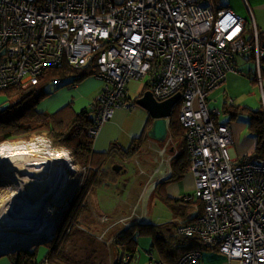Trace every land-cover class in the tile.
Listing matches in <instances>:
<instances>
[{
	"label": "built area",
	"instance_id": "built-area-1",
	"mask_svg": "<svg viewBox=\"0 0 264 264\" xmlns=\"http://www.w3.org/2000/svg\"><path fill=\"white\" fill-rule=\"evenodd\" d=\"M260 33L252 17L228 6L215 10L206 0H0V90L35 85L46 70L63 64L93 66L105 83L90 106L93 139L118 108H130L131 81L149 76L158 100L181 92L194 197L203 206L177 232L198 236L229 264H264V157L235 161L231 124L220 122L222 110L208 103L237 55L255 54L261 80ZM44 140L38 145L56 151L52 140ZM203 254L189 250L175 264H203Z\"/></svg>",
	"mask_w": 264,
	"mask_h": 264
},
{
	"label": "trees",
	"instance_id": "trees-1",
	"mask_svg": "<svg viewBox=\"0 0 264 264\" xmlns=\"http://www.w3.org/2000/svg\"><path fill=\"white\" fill-rule=\"evenodd\" d=\"M212 5L215 10L222 6L213 3ZM249 31L253 32L252 27L248 28ZM260 40L264 44L263 29H261ZM246 55L251 60H255L253 52ZM97 72L98 69H93L91 65L83 69H74L68 64H63L61 67H52L46 70L35 85L26 88L12 86L0 90V96L5 97L6 104H8L7 107H0V144L7 140L28 139L35 134L47 133L55 147H65L71 151L77 165L90 167L87 174L84 175L82 183L76 186L60 207L61 213L52 236L46 242H34L27 247L9 250L1 254L0 257H6L3 260H9L13 264H105L104 256L107 252L111 256V264H132L137 260L140 237H149L152 240V251L155 252V255L157 254L158 260L165 264H175L189 250L196 248L203 252L210 250L198 236L179 234L177 227L183 223L167 222L164 224L135 221L126 225L119 222L111 226L105 233V235L108 233L106 241L98 240L93 231L85 229L86 222H81V219L89 220L91 217L88 201L91 190L103 186L112 187L114 184L119 186L121 174L113 168L115 158L120 155L124 160H131L145 145L147 137L141 136L133 139L128 149H123L115 143L107 153L97 155L94 151V139L88 135V130L94 123L93 111L90 109L93 100L88 108H84L80 112H76L70 106L64 107L56 113L39 112L36 105L51 94L47 89L48 84L58 79L65 82L64 84H75L95 76ZM74 73L77 75L74 76ZM104 85L105 83L103 87ZM223 110L230 113L231 117L237 116L241 110L250 113L249 126L257 137V144L250 158L257 160L264 157V109L252 110L245 106H234L226 102ZM178 120L177 126L171 119V134L181 136L188 149L185 129L181 124L180 117ZM190 161L186 155H181L179 170L168 181L181 177L187 171ZM1 186L0 182V188ZM183 200L193 202L189 196H184ZM172 202L177 206L181 199ZM195 203H199V201L194 200L193 205ZM199 204L201 205L200 210H202L203 205ZM44 246L47 253L40 258V250ZM68 247H71V251L67 250ZM80 250L83 251L82 254H79ZM128 254L132 259L126 262L125 257Z\"/></svg>",
	"mask_w": 264,
	"mask_h": 264
},
{
	"label": "crops",
	"instance_id": "crops-1",
	"mask_svg": "<svg viewBox=\"0 0 264 264\" xmlns=\"http://www.w3.org/2000/svg\"><path fill=\"white\" fill-rule=\"evenodd\" d=\"M228 7L232 8L236 12L241 13L246 18L252 17L255 20L256 24L264 30V0H235V3H233L232 6ZM259 15H262L261 18L258 17ZM250 60L251 59L250 57H248V55H237L233 69L227 73L224 83L220 87L209 93V95L215 92H217L218 95L221 94L223 101L221 102L220 109L222 110V114L230 115V113H226L225 110H223L226 102L234 106H240V102L238 103L237 101L244 99L243 103H247L249 98H257V101L259 98L261 99L264 106L263 62H261V80H259L258 70L255 69L256 66L252 67L249 65L250 63L245 64ZM252 60L257 62L256 59ZM244 73L247 76H251L250 82H254L251 83L249 87L250 91L248 92V95H251L245 97L244 95H241L240 93L232 89L233 86L247 80L248 77L245 76ZM137 82L140 81H131L127 85L128 103H131L133 101V96H131V89H136L137 99L142 96L146 90L149 89L150 85L148 83L146 86L144 85L141 87H137ZM64 83L65 82H52L47 87L51 94H49L39 102L37 111L56 113L64 107L70 106L76 112H80L82 109L89 107L91 101L94 99L96 94L101 91L102 88V83L95 76H91L75 84ZM255 88H257L258 95L260 96L254 94L253 90ZM214 100L220 102L217 98H215ZM210 101L208 102L209 105ZM249 116L250 113L241 110L239 111L237 116L230 117V120L227 121V123L231 124L234 136L232 153L235 157V161L238 162H241L245 156H247L251 160V153L253 152L257 144V137L251 132L249 126ZM152 121L153 119L147 110L144 113L140 109L132 111L130 108L126 107L118 108L114 114V117L109 122H107L106 125L103 126L99 135L96 137V139H94V151L97 155L105 154L115 143H117L123 149H128L133 139L141 136L147 137L145 145L134 157V159L139 164V167L143 168V172L147 173V180L144 187H147V189H153L155 193L160 194L161 197L165 198L166 200L168 199V201L181 199L180 204L178 203V205L175 207V215L173 214V212L170 213V217H172L173 219L169 222L175 223V221H173L174 219H176L178 224L190 221V219H193L197 208H199V210L201 209V205L199 204L201 202L194 197L195 177L190 170V164L187 168V171L181 177L177 178L176 180L168 181L176 174V171L179 170L178 165L180 163V156L186 155L190 159L189 150L187 149L181 136H174L170 134V137L164 146H160L156 141L149 139V137L147 136V130L151 126ZM115 161L124 163L127 160H124V158L119 155L115 158ZM152 164L154 165L152 170H148L147 168H149ZM83 172L84 175L87 174L85 173V171ZM133 175L137 180L138 175L132 174L130 178L127 179V182L129 184L133 182ZM119 184V186L114 184L112 187L110 186L107 188L103 186L91 190L88 195L89 203L91 202L92 194L94 195V193L98 192L97 198L100 199L98 197L100 191L105 192L109 190L112 193H115L116 191H119L118 188L122 187V183L120 182ZM184 196H193V202L195 200L199 201V203H195L193 205V202L184 201ZM100 203L101 202L99 200L96 201V204ZM128 203L130 204L129 201ZM135 207L136 204L133 205L132 210L128 213L125 212L116 216L110 224H108L103 230H101L102 235L105 234L107 230H109L110 227L116 223L123 222L132 224L133 222H135L133 221L137 216V214H134ZM181 215L182 217H180ZM91 217H93V214H91ZM91 217V221L88 222L90 231L91 229L93 230L94 227H96L97 229L101 228L102 223L99 221L100 219H98V215L95 216L97 218ZM140 221L143 223H155L154 221H149L144 218H140ZM139 244L140 246L137 251V260L139 264H160L158 258H155L150 262L151 257L148 253L152 252L154 255L155 252L152 251V240L149 237H140ZM203 253V264H229L227 257L219 251L204 250ZM9 262L10 261H7V263ZM232 264L239 263L238 261L234 260L232 261Z\"/></svg>",
	"mask_w": 264,
	"mask_h": 264
},
{
	"label": "rangeland",
	"instance_id": "rangeland-1",
	"mask_svg": "<svg viewBox=\"0 0 264 264\" xmlns=\"http://www.w3.org/2000/svg\"><path fill=\"white\" fill-rule=\"evenodd\" d=\"M206 2L213 9H215L212 3L215 5L232 6L233 3H235V0H211V1L206 0ZM261 16L262 15H259L258 17L261 18ZM248 63H250L249 65L252 67L256 66L255 69L258 70V67L256 65L257 62L250 60L246 62L245 64H248ZM263 67H264V61H263ZM73 75L75 76L77 74L74 73ZM247 77L248 78L246 81H242L241 83H238L237 85L232 87L234 91L240 93L241 95H244V97L251 95V94L248 95V92L250 91L249 87L251 83H254V82H250L251 76L248 75ZM99 81L102 83V87H103L104 81L101 79H99ZM148 82H150V79H149V76H146L145 78L141 79L140 82H137V87H141L144 85L146 86ZM49 85L50 84H48L47 86ZM253 92L255 95L260 96L258 95L257 88H255ZM98 94L99 93H97L96 96ZM211 94L208 97V102L211 100L210 105H209L210 108L211 109L221 108V102L223 101L221 94L218 95L217 92L213 93L212 95ZM131 96H133V99H132L133 101L129 104L131 105L130 109L132 111L136 109H140L141 111L145 113L146 110L143 107H141L139 104H137V95H136L135 88L131 89ZM215 98H217L220 102L215 101L214 100ZM237 102L238 103L240 102L241 104L240 106H243V107L247 106L251 108L252 110H259L260 108L264 109L263 103L261 99L259 98H258V101H257V98L256 99L249 98L247 103H243L244 99L237 101ZM6 103H7L6 98L1 96L0 97V107H5V106L7 107L8 104ZM38 104L36 105L37 110H38L37 108ZM195 107H197L196 103H195ZM48 113H51V112H48ZM179 116H180V103H178L174 107V111L171 116V119L177 124V126L179 124V120H178ZM230 117L231 116L228 114H221L220 122L226 123L228 120H230ZM248 122L250 123V116L248 118ZM44 139H48L49 141H51L47 133L46 134L45 133L35 134L28 139L21 138V139H16V140H7L3 142L2 144H0V152H1L2 147H10V148L17 149L23 145H26L33 149L41 148V145H38L40 144V142H48ZM55 149L57 151L58 150L67 151L68 153H70V151H68L69 149L67 150V148L65 147H58ZM71 157L73 158L72 153H71ZM116 162L122 164L125 168H127L128 172L120 175L121 177L119 181L122 183L121 184L122 187L119 191H116L115 193L114 192L112 193L109 190L105 192L100 191L98 195L100 199L97 198L98 192L94 193V195L92 194V198L90 202V205H91L90 213L93 214V217L91 218H94L96 215H98V219H100L99 221L102 223L101 228L97 229L96 227H94L93 230L91 229V231H93L94 233V236H96V238L100 241H106L108 233L106 235L105 234L102 235L101 230H103L108 224H110L116 216L120 215L121 213H125V212L128 213L129 211H131L134 204H136L134 214H137V216L135 217L133 221L141 222L140 218H144L149 221H154L155 223L167 224V222L172 220L173 218L170 217V213L173 212V214L175 215V212H176L175 203L172 201H168L165 198L161 197L160 194L155 193L153 189H149V188L147 189V187L146 188L144 187L145 182L147 180V173L143 172L142 170L143 168L139 167V164L137 163V161L134 158H132L131 160L125 161L124 163L115 161V163ZM153 166L154 165L152 164L149 168L147 167L146 168L148 170H152ZM77 168L78 169L70 175L69 182L67 186L65 187V189L63 190L59 199L52 202L49 205V209H48L47 217H46L47 223L44 225V227L40 228L39 229L40 231L38 230L39 232L36 231L34 233H29L27 235H23L19 238L14 239L4 249L3 248L0 249V255L3 253H6L9 250H15V249L27 247L30 244H33L34 242H46L52 236V233H54L56 229L58 218L61 213L60 207L64 204L66 198L69 197V195L73 192L76 186L82 182L84 172L82 171V167L80 165L79 167L77 166ZM132 174L138 175V177L136 180L133 175V182L129 184L127 182V179H129ZM0 182L2 184L0 188V204H1L2 200H4L6 197H8L11 194L10 187L14 185V182L8 179H2L1 177H0ZM97 200H99L101 203L96 204ZM128 201L130 202V204L128 203ZM180 217H182V215ZM90 221L91 219L89 220H86L85 218L81 219V222H86V224L84 225V227H86L85 229L90 230V228L88 227V222ZM173 221H175V223L174 222H171V223H174V224L177 223L176 219H174ZM125 224L129 225L127 223ZM67 250L71 251V247H68ZM46 253H47L46 247L45 246L41 247L39 257L40 258L44 257ZM82 253L83 251L80 250L79 254H82ZM156 255L154 254V259L158 258ZM5 258L6 257H0V264L2 263L13 264L11 262L7 263V261L9 260H3ZM104 261H105V264H111V256L107 254V252L104 256ZM132 264H139L138 260H135Z\"/></svg>",
	"mask_w": 264,
	"mask_h": 264
},
{
	"label": "bare ground",
	"instance_id": "bare-ground-1",
	"mask_svg": "<svg viewBox=\"0 0 264 264\" xmlns=\"http://www.w3.org/2000/svg\"><path fill=\"white\" fill-rule=\"evenodd\" d=\"M75 172L70 154L23 145L17 149L2 147L0 173L10 177L11 194L0 204V249L11 241L38 231L47 223L50 200Z\"/></svg>",
	"mask_w": 264,
	"mask_h": 264
},
{
	"label": "water",
	"instance_id": "water-1",
	"mask_svg": "<svg viewBox=\"0 0 264 264\" xmlns=\"http://www.w3.org/2000/svg\"><path fill=\"white\" fill-rule=\"evenodd\" d=\"M180 99L181 92H178L172 97H169L168 99L158 100L150 89L146 90L143 95L137 99V104L145 108L150 113V116L153 119L151 126L147 130V136L149 137V139L156 141L160 146H164L170 137L171 116L173 114L174 107L179 103ZM113 168L123 174L127 172V168H125L122 164L118 162L113 165ZM0 177L2 179H8L14 182L10 177L4 174L0 173ZM68 182L69 178L67 179L66 183L63 184V186L61 187L59 192L54 196V198L50 200L49 205L59 199ZM45 224L46 223H44V225ZM44 225L41 228H43Z\"/></svg>",
	"mask_w": 264,
	"mask_h": 264
},
{
	"label": "flooded vegetation",
	"instance_id": "flooded-vegetation-1",
	"mask_svg": "<svg viewBox=\"0 0 264 264\" xmlns=\"http://www.w3.org/2000/svg\"><path fill=\"white\" fill-rule=\"evenodd\" d=\"M128 161V160H127ZM121 174V172H119ZM127 173V172H126ZM125 174V173H124Z\"/></svg>",
	"mask_w": 264,
	"mask_h": 264
}]
</instances>
